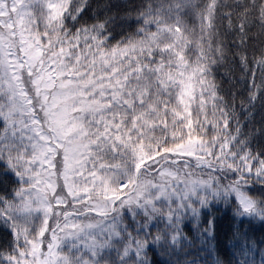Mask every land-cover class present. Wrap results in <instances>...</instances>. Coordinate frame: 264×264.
Returning <instances> with one entry per match:
<instances>
[{
	"label": "snow or ice",
	"instance_id": "1",
	"mask_svg": "<svg viewBox=\"0 0 264 264\" xmlns=\"http://www.w3.org/2000/svg\"><path fill=\"white\" fill-rule=\"evenodd\" d=\"M240 221L264 0H0V264H264Z\"/></svg>",
	"mask_w": 264,
	"mask_h": 264
},
{
	"label": "trees",
	"instance_id": "2",
	"mask_svg": "<svg viewBox=\"0 0 264 264\" xmlns=\"http://www.w3.org/2000/svg\"><path fill=\"white\" fill-rule=\"evenodd\" d=\"M226 3H232L233 0H224ZM217 77L219 78V73H217ZM247 127V125H245ZM217 215L221 217V223L228 224V223H235V221H229L228 217L231 216V210L229 209L227 213L224 212H217ZM239 227L241 230L247 229L248 234L251 238L254 239L256 242V253L257 256H259V246L261 241V236L264 234V224L259 223L258 221L252 222L251 224H248L246 221H240ZM231 241L228 238V235L226 232H221L216 240L217 248H218V255H220L222 258H228L231 259V256L229 255L232 251L230 245Z\"/></svg>",
	"mask_w": 264,
	"mask_h": 264
}]
</instances>
